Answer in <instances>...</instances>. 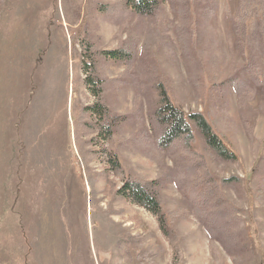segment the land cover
Returning <instances> with one entry per match:
<instances>
[{
    "label": "rangeland",
    "instance_id": "374dc122",
    "mask_svg": "<svg viewBox=\"0 0 264 264\" xmlns=\"http://www.w3.org/2000/svg\"><path fill=\"white\" fill-rule=\"evenodd\" d=\"M122 4L0 0V264H264V40L252 28L245 41L234 33L238 0H155L147 17ZM92 60L116 117L107 137L85 109L97 100ZM159 88L203 115L231 157L191 123L206 169L238 180L226 192L239 250L209 239L172 181L158 188L164 230L119 191L125 178L155 181L162 164L179 162L156 146Z\"/></svg>",
    "mask_w": 264,
    "mask_h": 264
},
{
    "label": "trees",
    "instance_id": "16d2710c",
    "mask_svg": "<svg viewBox=\"0 0 264 264\" xmlns=\"http://www.w3.org/2000/svg\"><path fill=\"white\" fill-rule=\"evenodd\" d=\"M121 1L124 8L143 17L151 14L154 7L153 3H155V0ZM185 11V8L181 9V12ZM256 16L259 18L258 24L250 26L249 22ZM177 28L180 29L179 36L187 38L186 42L188 44L192 32L189 30L184 16ZM248 28H252L264 40V0H238L233 31L239 40L245 41L249 38ZM188 51L189 49L184 52L188 53ZM73 52H76L75 48H73ZM86 54L91 57L90 45L84 47L82 55ZM108 54L114 55L115 52ZM85 69H87L86 84L94 97H97L95 104L85 109L94 115L100 116L102 120L100 132L106 137L110 136L116 126V117L111 114L103 101L101 96L102 84L96 74L93 60L86 64ZM157 86L159 87V83L156 84ZM237 87L236 85L239 93L244 92ZM240 99L243 102L244 95L240 94ZM153 119L160 131L156 141L157 148L162 152L168 149L173 150L179 162H175L173 169L162 164V177L155 181H144L134 177L125 178L119 191L134 204L157 216L159 225L164 230L166 220L162 212V202L158 188L166 181H172L179 191L187 195L192 212L200 225L206 230L209 239L221 244L228 253L234 252L235 249L239 250L244 234L238 226L240 221L232 216L231 196L227 193L230 186L238 180L234 178L217 180L206 169L204 160L199 154L192 151L194 133L191 123L204 137L206 144L222 159L228 160L231 157L221 144L219 137L213 133L210 124L203 115L198 112L186 115L181 108L172 105L163 88H159V105L153 114ZM115 158V156L111 158V165L115 171L120 172L118 171L120 170L119 164Z\"/></svg>",
    "mask_w": 264,
    "mask_h": 264
}]
</instances>
